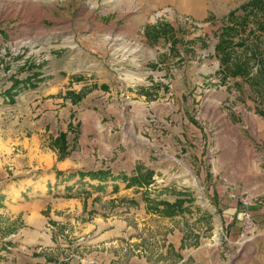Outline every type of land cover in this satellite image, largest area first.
<instances>
[{"label": "rangeland", "instance_id": "1", "mask_svg": "<svg viewBox=\"0 0 264 264\" xmlns=\"http://www.w3.org/2000/svg\"><path fill=\"white\" fill-rule=\"evenodd\" d=\"M248 1L0 0V145L13 148L6 155L12 161L5 171L0 169V177L29 170L28 178L49 182L59 170L57 163L67 160L76 164L74 170L110 168L116 177H129L137 167L154 172V183L145 191L151 198L172 203L180 195L192 202L184 203L182 214L167 218L148 213L144 190L126 188L121 180L116 192L110 183L97 190V182L88 179L73 183L70 194L62 183L58 189L54 185L65 200H52L59 220L46 225L57 264H106L107 258L115 264H197L192 256L184 259L181 251H193L200 240L222 248L224 260L232 259L218 231L216 199L208 181L217 174L245 178L249 171L243 172L244 164L251 165L253 182L264 177V65L254 82L224 77L215 46L227 14ZM90 35L102 52L89 51L85 38ZM118 36L128 41L127 50L116 51L107 43ZM91 54L103 55L94 60ZM50 56L60 64L67 56L63 60L68 68L99 62L123 97L102 98L99 92L97 98L85 100L92 90L106 91L95 83L77 93L63 90L62 102L53 104L59 107L42 111L36 83ZM251 70L256 75V66ZM27 77L33 86L21 88L9 103L2 92L12 80ZM73 80L86 82L82 76ZM163 98H173L170 115L152 111L165 103ZM226 129L236 136L259 137L251 160L237 141L232 150L217 149ZM60 132L66 133L68 145V155L61 160L52 148ZM38 134L40 151L14 161L19 138ZM224 160L229 163L222 170ZM247 192L257 202V192ZM131 199L138 205H131ZM51 208L48 205L42 214L49 217ZM108 231L114 236L107 237ZM175 234L181 238L177 251L170 243Z\"/></svg>", "mask_w": 264, "mask_h": 264}, {"label": "crops", "instance_id": "2", "mask_svg": "<svg viewBox=\"0 0 264 264\" xmlns=\"http://www.w3.org/2000/svg\"><path fill=\"white\" fill-rule=\"evenodd\" d=\"M92 35H94V33ZM92 35H90L88 39L85 38L87 45H90L89 51H91V53L94 50L102 52L100 44L92 40ZM91 40L96 47H92L90 44ZM66 53L69 54L70 52L65 51V54ZM102 55L103 54H96L94 56L91 54V58L96 60ZM54 58L55 56H50L46 70H40L38 73L39 82L36 83L38 86L36 89L37 91L39 90V94H41L38 103L43 109L42 111L46 110L48 106L58 108V105L53 106V104L62 102V98L65 94L63 90H73L77 93L84 87L91 88V85L95 83H97V86L102 85L105 88L107 87L106 91L92 90L84 97L85 100L88 98H97V96H99L97 93L99 92L105 95L102 98L123 97L122 93L120 95L116 94L113 76L108 72L107 68L99 62L90 64L86 68L83 67V65L82 67L76 65L75 67L68 68L70 64L63 60L67 59V56L62 57L61 64L58 62V59ZM69 59L72 60L73 58L70 57ZM63 72L66 73L65 76L62 74ZM80 76H82L84 80H86L85 78H88V80H86V82L80 81L74 83L73 78ZM48 83H50L49 87H43ZM65 85H71V87L64 89ZM223 99L226 98H217L216 101H221ZM163 100L165 103L158 104V106L153 108L152 111L154 114L162 115L167 112V115H170L171 112L167 111V109H170L173 98H163ZM210 106L211 105H208L207 109ZM182 113L185 115V112ZM262 135H264V133ZM37 136H40V134L32 136L31 138H19V147L16 149L17 153L14 154V161L17 162L20 156H31L35 152L40 151L39 148L41 145L39 144V140H37ZM235 136L236 135L231 132L230 129H226L223 139L217 141V149L222 151L232 150L231 145L237 141V143L243 147V150L248 151L246 157L251 160V158H253V154H251L253 145L260 144L259 137L257 138L256 134L252 135L250 133L248 136L240 133L236 138ZM262 142L261 146L264 147L263 136ZM11 149L13 150L11 146H6L4 142L0 145V157L2 158L0 159L1 170L5 171L6 165L10 164L12 161L10 157H6ZM44 150L46 149L44 148ZM51 155L52 161L55 160V155L53 153H51ZM223 162L224 163L221 164L219 168L225 170L229 161L224 160ZM69 163L68 160L57 163L56 167L59 170L56 171H60L62 174L57 176L55 172L50 176L49 182L45 183H42L41 179L28 178L26 175L30 173L29 170L25 172L17 171V175L14 174L10 176L9 174H4L0 177V264H57V261H60L54 257L56 248L53 245V236L46 231L47 221H54V219L59 220L58 217L54 216V211L59 210L58 207H53L54 200L57 202L65 201L63 197L58 196L60 195L59 190L55 191L53 186L55 185V188L58 189V186L62 183V189L66 191L67 194H70L74 191V188H71L73 183L77 181L81 182L78 172H88L74 170L76 164L73 162V164ZM61 165L68 167L60 170L59 167ZM97 170H110V172L113 173L110 168H97L89 171ZM247 171L249 172L244 175L245 178H240L239 176L231 178L225 174H217V176L214 177L216 179L211 181L207 179L209 184L210 182L213 184L211 187L212 197L216 199L214 213H216L217 219L215 220H217L218 225H221L227 236L228 242L226 246L231 251L233 256L232 259L224 260L220 255L223 251L222 248L219 249L217 246H211L202 240H200L199 246L193 251L185 250V254L183 250L181 251V255H183L184 259L188 256H192L197 264H264V177H262L260 183H256V181L253 182L250 177L254 172L252 173L250 164L243 165V172L246 173ZM86 179L88 178L83 179L82 182ZM91 182H97V185L110 183L112 188L113 185L119 183L117 181H106L101 183L97 180ZM260 184L261 186H259ZM76 187L77 185H75V188ZM250 189L256 191L259 195L257 202L253 204L249 211L257 231L251 240L240 242L239 234L242 224V208L236 199L231 198V193L238 194L240 192H247V190ZM48 205H52L50 209L52 213L49 214V217H45L42 212L46 210ZM13 220L14 224L9 225L8 221L10 222ZM97 228H102V226H97ZM105 235L107 237H112L114 233L108 231L105 232ZM105 235L104 237H106ZM180 239L178 234H175V237L170 240V243L176 251L180 246ZM68 264H70V262ZM106 264H115V262L111 258H107Z\"/></svg>", "mask_w": 264, "mask_h": 264}, {"label": "trees", "instance_id": "3", "mask_svg": "<svg viewBox=\"0 0 264 264\" xmlns=\"http://www.w3.org/2000/svg\"><path fill=\"white\" fill-rule=\"evenodd\" d=\"M215 53L220 62L219 73L224 74V77L241 78L245 82H254V76H259L262 73L264 65V3L262 0H249L238 9L227 14L225 24L218 36ZM253 66H256V75L251 70ZM31 80L29 77L25 80H12L11 86L4 90L2 95L7 98L9 103H14V98L21 88L33 86L30 83ZM66 137V133L60 132L52 140V148L57 151L59 160L68 155ZM60 174L62 172H56L57 176ZM78 175L81 181L85 178L101 183L106 182L107 179H111L112 182L121 180L125 183L126 188H136L144 190V192L154 183L152 170L142 171L137 167L133 175L129 177L126 175L116 177L111 174L110 170L78 172ZM95 188L102 190L104 186L98 184ZM117 188V185H113L112 191L116 192ZM144 192L142 201L145 204V210L161 217L172 218L182 214L186 211L183 208L184 203H192L191 200L182 198L180 195L171 203L166 200L151 198ZM85 195H89V193L85 192ZM130 204L138 205L133 199L130 200Z\"/></svg>", "mask_w": 264, "mask_h": 264}, {"label": "built area", "instance_id": "4", "mask_svg": "<svg viewBox=\"0 0 264 264\" xmlns=\"http://www.w3.org/2000/svg\"><path fill=\"white\" fill-rule=\"evenodd\" d=\"M107 43L111 46H116V51L127 50L129 46L128 41L123 36H118L114 38H108ZM231 198L236 199L238 204L242 208V220H241V230L239 234L240 242H246L251 240L257 231L256 225L252 219L250 214V208L253 206L254 202L256 201L255 196L250 192L244 193H231ZM221 233L222 242H228L227 236L222 227L218 229ZM218 234V233H217ZM220 238V237H219ZM220 238V240H221Z\"/></svg>", "mask_w": 264, "mask_h": 264}]
</instances>
